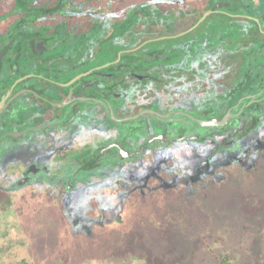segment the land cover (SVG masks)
<instances>
[{
    "label": "flooded vegetation",
    "instance_id": "obj_1",
    "mask_svg": "<svg viewBox=\"0 0 264 264\" xmlns=\"http://www.w3.org/2000/svg\"><path fill=\"white\" fill-rule=\"evenodd\" d=\"M4 4L0 203L126 160L207 172L263 125L264 0Z\"/></svg>",
    "mask_w": 264,
    "mask_h": 264
},
{
    "label": "rangeland",
    "instance_id": "obj_2",
    "mask_svg": "<svg viewBox=\"0 0 264 264\" xmlns=\"http://www.w3.org/2000/svg\"><path fill=\"white\" fill-rule=\"evenodd\" d=\"M204 171L126 160L26 189L0 203V264H264V121Z\"/></svg>",
    "mask_w": 264,
    "mask_h": 264
},
{
    "label": "water",
    "instance_id": "obj_3",
    "mask_svg": "<svg viewBox=\"0 0 264 264\" xmlns=\"http://www.w3.org/2000/svg\"><path fill=\"white\" fill-rule=\"evenodd\" d=\"M213 11H209V12H207L206 14H205V17L206 16H208L210 13H212ZM5 51V50H4ZM146 114H152V115H154V117L155 118H157L158 120H164L165 119V117H166V115H163V114H159V113H156V112H154V111H146L145 112ZM139 116L140 115H138V116H136V117H134V118H132V119H129V120H135V119H137V118H139ZM225 120H224V118H216V119H214V120H211V121H207V122H204L205 123V125H209V126H217V125H220L222 122H224ZM121 153H122V155L124 156V157H133V156H135V155H138V154H140V152H136V153H129V152H127V151H125V150H123L122 148H121ZM97 154H99V153H97ZM91 158V157H90Z\"/></svg>",
    "mask_w": 264,
    "mask_h": 264
},
{
    "label": "trees",
    "instance_id": "obj_4",
    "mask_svg": "<svg viewBox=\"0 0 264 264\" xmlns=\"http://www.w3.org/2000/svg\"><path fill=\"white\" fill-rule=\"evenodd\" d=\"M45 1H53V0H45ZM48 12H50V10L49 9H44V11H43V14H45V13H48ZM3 40H1V42H2ZM84 170L86 171H88V170H91L90 169V167H87V166H85L84 165Z\"/></svg>",
    "mask_w": 264,
    "mask_h": 264
}]
</instances>
